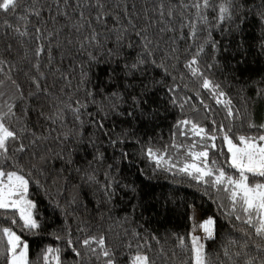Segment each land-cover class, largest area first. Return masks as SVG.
<instances>
[{"label":"trees","instance_id":"trees-1","mask_svg":"<svg viewBox=\"0 0 264 264\" xmlns=\"http://www.w3.org/2000/svg\"><path fill=\"white\" fill-rule=\"evenodd\" d=\"M128 2L136 3L137 10L145 4V0ZM171 2L174 4L175 0ZM261 2L249 0V6L255 8ZM50 4L52 0H40L42 18L37 25L49 31L66 23L63 17H57L58 23L52 22L56 9L53 6L49 11ZM148 7L151 16V4ZM69 14L75 15L71 9ZM32 23L36 24L35 18ZM112 26L109 20L108 27ZM149 33L158 40L164 55L169 54L171 47H176L179 60L164 61L171 76L164 69L151 68L143 81L149 85L146 90L139 80L134 88H127L119 68L111 74L109 67H116L111 57L103 55L100 58L102 53H94L99 62L90 66L83 55L64 48L53 51V56L61 61L55 64L60 71L53 74L48 68L43 69L47 79L41 84L49 89L50 96H41L39 102H24L25 106L43 111L45 115L55 116L59 112L63 117L52 122L37 117L35 111L30 113L29 123L41 140L23 154L19 163L13 160L16 169L23 168L29 180L27 195L33 201L32 214L39 228H23L18 215L0 210V229L9 227L26 241L29 264H44L43 254L47 248L60 249V264H104L103 257L97 259L87 253L81 259L72 251V247L85 251L77 240L101 234L115 252L117 264H131L138 250L146 252L155 264H192L191 206L199 210L203 219L215 220V238L202 241L213 261L219 258L221 264H231L223 256L222 249L228 246L229 240L243 241L242 233L247 227L229 216L231 206L227 194L197 183L178 171L184 163L192 162L187 150L198 152L204 142L188 129H185L187 135H180L175 125L189 119L212 132L214 120L217 127L220 124L226 129L231 127L235 135L259 134L256 129H249L243 118L251 113L257 125L264 124V24L250 13L239 33L226 30L213 33L224 49L218 55L222 70L215 78L225 86L233 105L240 110L239 120L228 119L226 110L190 76L184 67L187 42L177 39L173 45L169 39L178 37L179 32L159 34L150 28ZM65 34L68 29L53 43L63 42ZM70 35L74 40L79 38L74 32ZM160 35H163L162 40ZM105 43L107 47L113 46L112 41ZM156 59L158 62L162 59L159 51ZM80 64L85 70L90 68V83L86 86L80 84ZM62 73L69 75L70 80H61ZM20 80L26 96L36 91L23 77ZM174 83L179 85L175 104L167 91ZM85 89L91 90L93 95L86 96ZM141 95L144 102L137 106L132 97ZM201 99L209 105L210 111H205ZM77 100L87 105L86 109H81L83 114L79 121L71 110ZM216 134V148L209 150V161L216 160L214 167L224 166L226 172L237 176L235 170L226 165L229 154L220 138L222 133ZM173 145L184 147L177 150ZM148 149L163 157L159 166L147 154ZM4 167L13 170L8 164ZM253 181L261 182V178L250 177V182ZM13 218L17 220L15 225L11 223ZM153 236L157 239H152ZM178 237L185 238V249L177 247ZM69 239L73 241L72 247L68 245ZM4 241L0 232V249L5 247ZM138 244L143 247L138 249ZM231 250L235 252L236 246ZM0 264H6L5 257L0 256ZM49 264L56 262L50 259Z\"/></svg>","mask_w":264,"mask_h":264},{"label":"snow or ice","instance_id":"snow-or-ice-1","mask_svg":"<svg viewBox=\"0 0 264 264\" xmlns=\"http://www.w3.org/2000/svg\"><path fill=\"white\" fill-rule=\"evenodd\" d=\"M39 4L40 0H0V210L18 215L23 228L37 229L39 224L31 211L34 204L26 198L29 180L23 174V168L16 169L13 160L15 158L16 163H19L23 154L36 147L41 140L32 130L34 126L29 123L30 113L35 109L25 106L24 102H39L41 96H50L49 89L41 81L47 79L44 68H48L53 74L60 71V68L55 67L61 61L53 56L54 50L69 48L70 51L83 55L90 66L99 62L94 53H102L100 58L107 55L116 61V67H109L111 74H115L119 68L127 82V88H134L139 80L146 90L149 85L143 81L151 68L164 69L171 76V73H167L164 61L179 60L174 46L170 48L168 55H164V50L160 48L158 40L150 35L149 29H155L159 34L179 32L178 37L169 39L173 45L177 39L187 42L184 67L190 76L198 82L200 89L209 92L215 103L226 110L228 119H241L240 110L233 105L225 86L215 78L216 73L222 70L218 55L224 49L213 33L217 30L239 33L250 13L264 24V0L255 8L249 6V0H175L174 4L171 0H145L144 6L138 10L136 3L130 4L128 0H52V4L48 5L49 11L53 6L56 9L51 17L52 22L58 23L57 17H63L66 23L50 31L47 27L37 26L42 18V7ZM69 9L75 15H70ZM33 18L36 24L32 23ZM109 20L112 21V27H108ZM224 25L230 27L225 29L222 27ZM65 29H68V34H65L64 41L54 44L53 41L64 34ZM184 29H187L186 34ZM85 31L88 32L87 35L83 34ZM72 32L79 34L78 40L71 37ZM159 39L162 40L163 35ZM106 41H112L113 46L107 47ZM158 51L162 55L159 62L156 59ZM78 67L80 84L86 86L90 83V68L85 70L83 64ZM20 77L36 91L29 92L26 96ZM111 78L113 77L110 76ZM171 78L175 80V77ZM60 79L68 81L70 76L62 73ZM178 88L179 85L175 83L167 88L168 93L172 94L173 104L176 103L175 93ZM85 95L91 97L93 93L85 89ZM116 95L113 93V96ZM190 99L191 97L188 98ZM132 100L137 106L144 102L142 95L133 96ZM200 103L206 112L210 111L203 99ZM75 105L70 107L74 118L79 121L83 114L81 109H86L87 105L81 104L79 100L75 101ZM35 115L52 122L63 118L59 112L54 116L35 111ZM243 119L249 129H256L259 134L235 135L231 127L226 129L223 124L217 127L214 120L212 132L193 120L178 121L175 127L180 130V135H187L185 129H188L204 142L198 152L187 150L186 154L192 162L184 163L178 171L197 183L207 184L218 192L226 193L231 206L229 216L247 227V231L242 233L243 241L229 240L228 246L222 249L223 256L231 264H264V124L257 125L251 113H246ZM99 126L102 128L103 124ZM216 133H222L220 138L227 145L229 154L226 165L234 169L237 176L226 172L224 166L214 167L216 160L209 161V150L216 148ZM175 135L173 133L174 137ZM173 146L177 150L184 147ZM193 147L196 145L193 144ZM147 154L160 165L163 157L157 156L152 149H148ZM5 164L10 165L13 170H5ZM250 177H259L261 182H250ZM106 194L111 196V193ZM11 223L15 225L17 220L13 218ZM199 228L205 233L206 239L215 238L213 218L201 222ZM0 232L5 238V247L0 249V256L5 257L6 264H29L27 243H23L21 237L9 227L0 229ZM152 239L157 238L153 236ZM177 239V247L185 249V238ZM201 241V237L191 236L192 264H221L219 258L216 261L211 259ZM157 242L159 243L158 240ZM76 243L85 251L72 247L73 241L68 240V245L77 258L82 259L85 254L90 253L97 259L103 257L104 264H117L115 252L106 244L104 235H88ZM233 245L236 246L235 252L231 250ZM141 247L143 246L137 245L138 249ZM59 252L58 248H47L43 254L44 264H49L50 259L60 264ZM131 264H155V261L146 252L138 250Z\"/></svg>","mask_w":264,"mask_h":264},{"label":"rangeland","instance_id":"rangeland-1","mask_svg":"<svg viewBox=\"0 0 264 264\" xmlns=\"http://www.w3.org/2000/svg\"><path fill=\"white\" fill-rule=\"evenodd\" d=\"M26 198L30 200L32 203L33 201L28 197L26 194ZM33 208L31 209V211ZM190 219H191V232L192 235L199 236L202 238V241L205 239V233L199 228V224L203 221H206L208 218L203 219L200 216L199 210L196 207L191 206L190 207ZM23 243H26V241L22 240ZM201 241V242H202Z\"/></svg>","mask_w":264,"mask_h":264}]
</instances>
